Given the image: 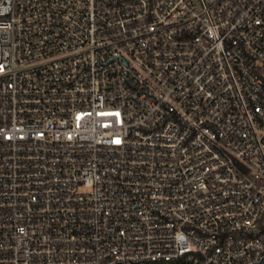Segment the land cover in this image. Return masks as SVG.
<instances>
[{
	"label": "built area",
	"instance_id": "obj_1",
	"mask_svg": "<svg viewBox=\"0 0 264 264\" xmlns=\"http://www.w3.org/2000/svg\"><path fill=\"white\" fill-rule=\"evenodd\" d=\"M0 264H264V0H0Z\"/></svg>",
	"mask_w": 264,
	"mask_h": 264
}]
</instances>
